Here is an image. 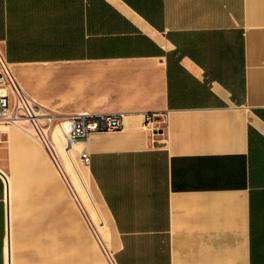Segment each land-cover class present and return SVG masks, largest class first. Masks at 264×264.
I'll return each mask as SVG.
<instances>
[{
  "label": "crops",
  "instance_id": "0c3cea01",
  "mask_svg": "<svg viewBox=\"0 0 264 264\" xmlns=\"http://www.w3.org/2000/svg\"><path fill=\"white\" fill-rule=\"evenodd\" d=\"M0 54L49 113L124 123L72 144L97 232L61 128V171L33 126L0 128V264H264V0H0Z\"/></svg>",
  "mask_w": 264,
  "mask_h": 264
},
{
  "label": "built area",
  "instance_id": "2783aa9c",
  "mask_svg": "<svg viewBox=\"0 0 264 264\" xmlns=\"http://www.w3.org/2000/svg\"><path fill=\"white\" fill-rule=\"evenodd\" d=\"M28 123L33 126L35 136L42 141L49 156L56 162L58 159L53 144L48 139V133L55 126L62 130L65 147L81 139H87L96 132H116L123 126V115L120 113L93 114L80 112L71 117L58 118L36 104L23 90L14 77L9 64L0 54V128L7 125ZM165 114L161 112L143 113V129L150 135L160 130L165 124ZM80 157L84 164L89 161L86 152ZM5 177V175L2 173ZM110 261V257H109ZM110 264L112 262L110 261Z\"/></svg>",
  "mask_w": 264,
  "mask_h": 264
},
{
  "label": "rangeland",
  "instance_id": "374dc122",
  "mask_svg": "<svg viewBox=\"0 0 264 264\" xmlns=\"http://www.w3.org/2000/svg\"><path fill=\"white\" fill-rule=\"evenodd\" d=\"M64 149L65 150H68L69 148H66L65 147ZM72 152H71V157L73 159L72 161L74 162L75 166L81 171V173L84 174V172H85V165H84L83 161H81L79 157H77L75 155H72ZM58 157H60V159L62 161V168H63V160H62L63 157L62 156H58ZM60 159L58 158L56 160V163L59 166V171H61L60 162H59ZM70 162H71V160H70ZM71 166L73 168V165H71ZM72 173H74V169H72ZM83 181H84V185H85L86 189H88V191L90 193V197H89L90 199L89 198L87 199L86 195L81 192V190H83V189L81 187L82 185L79 184L80 188L79 189L77 188L78 189L77 203L80 205V207L82 209V212H83V215H84V218L86 219V221H88V223L91 226V228L95 232H97V230L99 229V227L101 225V222L103 220V210H102V206L99 204V202L97 200V197L95 195L94 189H92L90 182L88 181L87 177H85V174H84ZM83 197L87 199V202L91 206L92 214L95 213L94 209L97 208V211L99 213V216H97V217L95 216V218L92 219L91 214L86 209V206L83 204V201H84L83 200Z\"/></svg>",
  "mask_w": 264,
  "mask_h": 264
},
{
  "label": "bare ground",
  "instance_id": "6f19581e",
  "mask_svg": "<svg viewBox=\"0 0 264 264\" xmlns=\"http://www.w3.org/2000/svg\"><path fill=\"white\" fill-rule=\"evenodd\" d=\"M65 141V140H64ZM74 143V142H73ZM72 143V144H73ZM66 144V141H65ZM71 144V145H72ZM69 145L67 148H69L68 150H65L64 147H57L58 152L60 151V156H62V160H63V170L64 172L70 174L75 186L77 188H80L79 184H81L82 189L81 192L84 193L86 195L87 198L90 197V193L88 191V189H86L85 185H84V181H83V176L81 171L75 166L74 162L72 161V157H71V152H72V148L74 147V145ZM64 146V144H63ZM57 154V152H56ZM71 160V162H70ZM73 165V168L72 166ZM72 169H74V173H72ZM96 212L98 213V211L96 210ZM99 214V213H98Z\"/></svg>",
  "mask_w": 264,
  "mask_h": 264
}]
</instances>
